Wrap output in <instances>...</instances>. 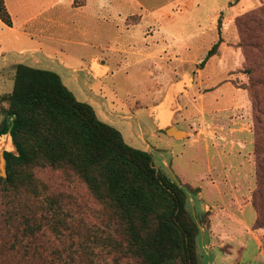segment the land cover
<instances>
[{"label":"rangeland","instance_id":"374dc122","mask_svg":"<svg viewBox=\"0 0 264 264\" xmlns=\"http://www.w3.org/2000/svg\"><path fill=\"white\" fill-rule=\"evenodd\" d=\"M101 3L106 8L99 11L92 6L91 17L79 19L70 10L63 20L70 33L78 26L80 30L89 31L87 42L98 46L96 51L103 58L102 64L108 65L111 71L105 78V72L98 74L103 78L99 81L86 78L82 72L75 73L79 79L76 75L68 77L67 73L61 79L79 101L94 108L100 120L117 128L129 145L147 150L160 174L185 182L186 176L180 174L176 166L179 163L191 178L187 182L192 186L199 185L196 176L205 174L206 160L201 154L195 155L196 151L177 142H172L174 149L166 147L168 138L155 132L147 108L170 81L188 74L192 80V74L197 71L198 65L175 62L174 57H179L177 51L183 60H203L219 35L223 42L218 58L222 61L212 66V72L220 74L232 70L229 73L231 84L236 86L235 81H238L249 88L248 77L238 73L240 65L247 60L245 67L253 69L252 79L262 77V84L256 86V95L251 100L248 91L247 96L238 92L233 104L216 114L221 116L206 112L199 118L189 105L176 115L172 124L175 121L179 127L193 130L199 119L202 126L208 122L221 126L239 122L251 130L253 138L261 135L264 139V116L258 113H264V0H101ZM110 8H117L118 14L115 16L113 11L109 14ZM245 12L249 14L243 16ZM248 37L254 47L249 45ZM69 39L82 41L77 33L69 35ZM128 44L136 46L134 51L115 52ZM65 45L77 57L83 53L79 45ZM162 46H166V53H157ZM154 54H157L155 58H149ZM5 64L0 56V73ZM49 66L39 68L56 72ZM95 66L98 68L97 64ZM4 79H0V95L13 90L14 81ZM219 80L220 77L209 85ZM185 81L191 82L188 77ZM183 85L184 82L179 84L181 88ZM216 95L207 94L209 104L215 103ZM227 96L220 101L223 105L232 98L230 91ZM182 101L185 103L184 99ZM5 106L0 99V129L6 119ZM244 153L248 162L237 152L231 157V172L236 173L235 169L240 168L247 179L239 174L235 180H245L247 189L252 183L254 190L255 168L252 175L249 164L251 161L255 166L253 145H248ZM241 161L245 164L241 165ZM0 175L4 177L1 169ZM35 177L39 196L0 191V264H139L124 255L119 248L125 242L119 225L109 218L72 171L38 168ZM246 194L242 203L249 198V192ZM51 199L58 200L64 214L63 223L56 227L48 212ZM33 225L36 228L31 233ZM71 255L73 260L69 258Z\"/></svg>","mask_w":264,"mask_h":264},{"label":"trees","instance_id":"16d2710c","mask_svg":"<svg viewBox=\"0 0 264 264\" xmlns=\"http://www.w3.org/2000/svg\"><path fill=\"white\" fill-rule=\"evenodd\" d=\"M0 19L7 26L13 25L5 0H0ZM248 39L254 47L251 37ZM222 42L219 35L199 68L218 54ZM246 62L238 73L248 77L250 87L235 83L248 91L251 100L262 77L252 79L253 69H247ZM14 69L12 92L0 96L6 105L0 135L12 134L19 156L5 154L7 178H0V191L39 196L36 169L72 171L119 225L125 241L119 248L124 255L139 264H200L199 226L183 185L160 174L147 150L129 145L117 128L100 120L94 108L79 101L57 72L23 63ZM263 142L261 135L254 136L251 204L257 214L252 228L257 232L264 230ZM49 211L54 227L63 223L58 200L49 201ZM30 228L33 233L36 226Z\"/></svg>","mask_w":264,"mask_h":264},{"label":"crops","instance_id":"0c3cea01","mask_svg":"<svg viewBox=\"0 0 264 264\" xmlns=\"http://www.w3.org/2000/svg\"><path fill=\"white\" fill-rule=\"evenodd\" d=\"M96 1L97 3L95 0H5L13 25L11 27L7 26L0 19V56L3 62L7 63L4 71L0 73V79L5 78L4 81H14V66L19 63L36 68L41 67V65H45V67L50 65L49 67L55 68L61 78L63 76L65 78L66 74L64 73H67L69 74L68 77L73 78L76 75L77 79H79V75L75 73L80 72L93 81L105 78L111 68L106 64H102L103 58L99 51H96L99 49L97 48L98 46L87 42L86 37L89 35V31L84 28L80 30L79 28L81 27L78 26L70 33L63 20L70 10L79 19L82 17L85 19L88 16L91 17L90 14H93V8L99 11L106 8L103 7L101 0ZM112 11L115 16L118 14L117 8L115 10L110 8L109 14H112ZM73 33H77L82 38V41L70 40L69 35ZM65 44L79 45L83 48V53L77 57L70 52ZM128 46L130 47L128 48ZM134 48L136 46L128 44L116 49L115 52H118V50L130 52L134 51ZM165 49L166 46L158 47L156 52L166 53ZM177 52L179 57H174L175 62L198 65L197 71L192 74L194 75L192 80L188 74L179 80L170 81L163 91H159L153 97L147 109L148 117L155 132H164V134H158L168 138L165 141L166 147L174 149L172 142H177L183 147H190L191 150L196 151L195 155L201 154V157L206 160L205 174L196 176V180L199 183L197 186H192L187 182L191 178L185 174V170L180 167L179 163L176 164L178 172L186 176L185 182L176 178L187 191L192 213L199 226L197 251L200 264H264V230L257 232L252 228L257 218V214L251 204L253 184L251 183L249 189H247L246 184H244L245 180L243 181L242 178H239V181L235 180L237 176L239 177V174L247 179V174L240 173V168L237 166L235 169L236 173L231 172L233 168L231 157H235L236 152L241 158L247 160L244 151L248 148V145H253L254 143L251 130L239 122L238 125L240 124V127L236 125L237 123L221 126L209 122L206 126L203 123L202 126L199 119L193 130L191 128H181L175 122L176 115L189 105L192 110L195 109L199 118L202 115H206V112L208 115L221 116L216 114L220 113L224 108L230 107L235 101V97L240 94L238 92H243L246 96L247 92L231 84L230 79L232 80V77L229 78V73L232 70L224 71L220 74L212 72V66L214 64L218 65L222 61L218 58L219 53L210 58L203 68H199L202 59L183 60L180 58V51ZM151 56L149 58H155L157 54ZM158 56L164 60V57ZM95 64H97L98 68H96ZM104 72V77L100 78L98 74ZM197 72L199 73L197 74ZM231 74L234 75L233 73ZM184 77H188L191 82L187 83L183 94L175 97L176 102L178 103L179 101L181 110L176 112L173 117V120H175L173 125L176 131L185 134L184 137L179 138L157 127L153 120V110L165 100L170 85L181 81ZM219 77L220 80L218 82L211 86L209 85L210 81H214ZM223 87H225V90H222ZM229 91L232 94V98L223 105L220 101L228 97ZM209 92L217 94L214 100L215 103L212 105L209 104L207 98ZM2 95L6 94H1L0 96ZM171 98L166 101L167 104ZM183 99L185 103L182 101ZM188 133L189 135H186ZM174 154L177 156L176 151ZM165 163L167 164L166 161ZM240 163H242L241 165L245 164L243 161ZM249 164L250 172L254 175V164L251 161ZM173 174L175 175L174 172ZM198 177L200 180L197 179ZM247 192H249V198L246 203H242L243 195L247 196ZM248 213H250L249 216H247ZM199 244L201 246L200 249Z\"/></svg>","mask_w":264,"mask_h":264},{"label":"water","instance_id":"95a60500","mask_svg":"<svg viewBox=\"0 0 264 264\" xmlns=\"http://www.w3.org/2000/svg\"><path fill=\"white\" fill-rule=\"evenodd\" d=\"M185 80H186V77H184L181 81H178L177 83L171 84L170 87L167 90L165 100L158 107H156L153 110V120H154V123L157 125V127H159L160 130H163V131L167 132L170 135L173 134L176 137H178L179 136L178 133H181V132H178V133H176L177 131L175 132L176 129H175L174 125L172 124V120H173L174 114L181 110L179 101L177 103L178 106H177V108H175L173 110L171 119L169 121L165 122V121L158 120L157 119V114H158V112H160V111H162V110L167 108V102L166 101L170 97H172L174 95H176V96L177 95H181V94L184 93L185 86L187 85V82ZM182 82H184V87L182 88V90L179 91L178 93L175 92L174 86L179 84V83H182ZM7 136L10 138L11 148L7 149L6 147H4V148H2V150H0V169H1V172L3 173V176H4V177H2L0 175V178H6L7 177V174H6L7 173V160H6L5 154L6 153H10V154H12L14 156H17V157L19 156V152H18L17 146H16V144L14 142V139L12 137V134L10 132H7L4 135H0V140L3 139V137H7Z\"/></svg>","mask_w":264,"mask_h":264},{"label":"bare ground","instance_id":"6f19581e","mask_svg":"<svg viewBox=\"0 0 264 264\" xmlns=\"http://www.w3.org/2000/svg\"><path fill=\"white\" fill-rule=\"evenodd\" d=\"M175 92H178L181 90V87L178 85L175 86L174 88ZM176 95L172 96V98L168 101V104H167V109L165 111H160L158 112L157 114V118L158 119H163V121L167 122L171 119V116H172V112L175 108H177V102H176ZM176 132V130H175ZM178 133V132H176ZM179 134V138L181 137H184L185 134H181V133H178ZM181 135V136H180ZM6 147L7 149H10L11 148V143H10V138L9 137H6V138H3L0 140V150H2V148Z\"/></svg>","mask_w":264,"mask_h":264}]
</instances>
